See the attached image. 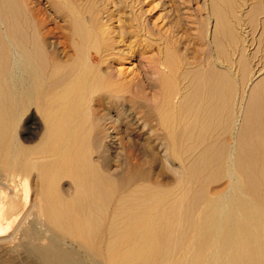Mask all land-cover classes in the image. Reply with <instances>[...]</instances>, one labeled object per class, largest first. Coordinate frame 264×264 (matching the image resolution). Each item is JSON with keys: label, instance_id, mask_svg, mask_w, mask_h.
<instances>
[{"label": "bare ground", "instance_id": "6f19581e", "mask_svg": "<svg viewBox=\"0 0 264 264\" xmlns=\"http://www.w3.org/2000/svg\"><path fill=\"white\" fill-rule=\"evenodd\" d=\"M33 1L0 0V175L25 195L36 179L13 233L48 240L28 251L81 264L69 239L91 264H264V59L234 25L262 13L264 45V0Z\"/></svg>", "mask_w": 264, "mask_h": 264}, {"label": "rangeland", "instance_id": "374dc122", "mask_svg": "<svg viewBox=\"0 0 264 264\" xmlns=\"http://www.w3.org/2000/svg\"><path fill=\"white\" fill-rule=\"evenodd\" d=\"M37 1H39V0H37ZM37 1L34 0L33 4H35V5L38 4L37 5L38 7L39 6L43 7V4H44V8H43L44 12L46 11L45 13H46V15H48L49 10H47V9H49V6H48V4L43 3L46 1L40 0L42 4L40 3V1L37 3ZM250 1H252V0H250ZM250 1L249 0H247V1L243 0V2H245V5L243 3L244 9L248 8L251 5ZM171 2L173 5L177 3L176 1H171ZM253 16L241 17L242 19L239 18L238 20H235L234 25H235V29H237L236 31H239L240 35H238V37L241 39L240 40L241 43L238 41V43L235 46L237 48H240V47L242 49L244 48V50H245L244 53L246 54L245 56L247 57L248 60H250V59L252 60V63L254 66V65H256V63H258L256 61H259L261 58L264 59V56L262 54H260V52L259 53L256 52L255 48L263 47L264 45H263V43H260L259 38H258L259 37V31H261V29H262V27L259 26V24H258V22H261V20H259V19H262V18H260V17H262V13L255 14ZM257 18L259 21L257 20ZM251 19H252V21H251ZM48 20H49L48 25L49 26L53 25L54 22H52V20L49 18V16H48ZM166 20L168 21V18H166ZM254 20H255V23L257 25H255ZM250 23H251V25H250ZM242 27H244V29H242ZM254 30H255V33H254ZM241 31H243V32L241 33ZM251 37H253V40ZM244 43H245V45H244ZM227 44L228 43L226 41L225 47H228ZM239 45H240V47H239ZM261 55H262V57H260ZM235 56H236V54H235ZM224 64H226V63H224ZM33 113H34L33 109H32V107H30L25 112L20 110L18 112V115H17L18 117L16 119V124L14 126L15 127L14 130H15V134H16L17 138L19 139V142H21V144L24 146L33 145V143H35L37 141V138H38L39 131H38L37 127H39V121H38L36 115ZM32 128H33V131H32ZM166 175L167 176L163 178L164 181H171L173 178V174L170 172H167ZM171 175H172V177H171ZM21 180H22L21 175L19 176V174H16L12 177H10V176L8 177L7 175H4V174L0 175V190H1V192H0V204H2V203H4V205L6 204L5 207H6V210L9 214L6 212L5 217L13 215L8 220L9 222H8V225L6 228H5L4 217L0 219V222L4 228L3 231H0V237H5V236L11 237L12 236L11 238L9 237V239L8 238L1 239V241H0V264H42V262L39 260V258L35 254L28 251V248H27L28 247V241L30 240V241L38 243L40 245H45L46 242H48L47 238H45L42 235L35 237L36 239L35 238L28 239V238H26L27 236L26 237H25V235L23 236L20 233V231H17L18 233L15 232V234L13 233L14 232L13 230L16 226V223L19 222L21 215L25 212L24 210H26L28 208V206L30 204L29 202H31V199L34 197V195H35L34 191H35V188L37 185L36 179L30 176L28 179V189H29L28 194L25 195L23 192V184H21ZM63 182L64 181H62V184H63ZM31 183H33V184L31 185ZM13 194H15L16 197L13 198L12 197ZM2 196H3V198H2ZM10 203H12V205H11L12 207L8 206V205H10ZM12 210H13V212H12ZM11 212H12V214H11ZM30 218H31V216L29 217V219ZM29 219H27L26 224L28 226L30 225L29 227L31 229H33V231L35 230L36 232L37 231L41 232L43 226L40 225L36 221L28 222ZM11 232H12V234H11ZM57 241L59 243H62V244H60V246L62 248H65V246H66V248L72 249L76 253V256L80 260L81 264H91L92 257L86 251L81 249L79 247V245L77 244V242H75L73 240L71 241L69 239H67L65 241H62V239L61 240L57 239Z\"/></svg>", "mask_w": 264, "mask_h": 264}]
</instances>
